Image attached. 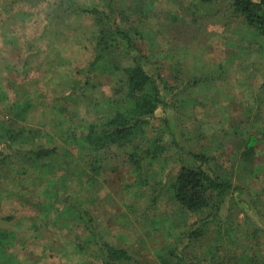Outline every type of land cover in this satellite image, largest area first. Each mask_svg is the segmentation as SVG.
<instances>
[{"label":"rangeland","instance_id":"obj_1","mask_svg":"<svg viewBox=\"0 0 264 264\" xmlns=\"http://www.w3.org/2000/svg\"><path fill=\"white\" fill-rule=\"evenodd\" d=\"M0 1V85L8 95L5 105L0 103V125L32 133L35 141L19 143L17 149L58 146L51 165L14 162L0 178V228L14 233L2 264L95 263L74 249L87 233L70 215L68 197L92 213L106 240L142 264H162L176 239L203 219L184 211L170 194L183 163L191 161L187 153L207 155L216 172L230 176L244 191L222 206L188 258L202 264H264V143L252 161L244 157L250 136L264 128V38L236 16L232 0H216L215 5L196 0L113 3L123 25L136 29L137 45L163 67L171 85L183 90L170 99L177 101L179 112L168 113L174 129L163 119L148 128L146 140L168 145L164 155L151 164L144 159L136 170L132 153L136 145L146 146L143 139L110 146L95 155L102 160L95 180L73 143L103 117L117 82L113 74L98 72L87 91L92 103L78 107L69 97L84 82V69L93 59L90 21L79 20L77 29L67 33L71 20L54 19L45 29L52 15L43 10L45 4L33 8ZM78 1L105 7V0ZM109 64L127 68L132 63L120 50L110 55ZM195 80L201 83L187 85ZM27 99L34 104L27 120L9 113L10 105ZM175 137L183 150L174 145ZM146 180L166 189L153 210ZM40 203H50L52 210Z\"/></svg>","mask_w":264,"mask_h":264},{"label":"trees","instance_id":"obj_2","mask_svg":"<svg viewBox=\"0 0 264 264\" xmlns=\"http://www.w3.org/2000/svg\"><path fill=\"white\" fill-rule=\"evenodd\" d=\"M13 1L18 4L27 3L33 8H40L45 4L46 7L43 10L47 8L49 15L52 12V15L47 18L45 29L54 19L71 20L69 24L66 23L69 25L67 33L77 29L80 22L90 21L93 32L90 40L93 59L84 69L86 72L84 82L72 90L69 96L78 107L87 100L92 103L87 96V91L94 86L93 79L98 72H109L115 76L117 83L114 94L106 100L107 102L105 101L107 108L103 117L90 123L87 132L75 138L73 143L82 155H85L88 166L92 170L90 178L95 180L94 177L100 175L102 160L95 156L99 151L110 146L125 147L129 143L133 144L139 137L143 139L146 146L136 145L132 153L136 170H141L144 159H149L148 164L159 160L168 149V145L160 139L146 140L148 128L154 121L163 119L168 128L174 129L175 124L171 125L168 113L172 111L178 114L179 112L177 101L171 102L170 99L173 95L177 96L183 87L177 88L171 85L163 74V67L157 66L158 63L154 62L149 54L137 45V37L134 34L136 29L123 25V17L113 6L116 0H105V7L98 4H81L78 0ZM196 2L199 5H215L217 1L196 0ZM232 2L236 16L253 29L259 37L264 38V0H232ZM0 4H2L1 1ZM3 28H5L3 34L8 38V28L7 26ZM120 50L127 53L132 63L131 66L121 68L109 64L110 55ZM200 83L201 81L195 80L187 85L189 87L198 86ZM6 100H8V95L0 85V103L5 105ZM33 105L30 99L19 100L10 105L8 111L25 121ZM31 134L24 129L16 130L7 127L4 123L0 125V178L14 162L22 166L28 164L34 167L42 163L44 167L56 161L58 146L52 142L50 145L35 144L29 149L24 147L17 149L19 143L24 145L28 141H35L31 139ZM260 143H264V128L259 129L257 134H252L248 139L244 153L246 160L252 161ZM174 145L183 150L177 137L174 139ZM143 146L147 151L142 148ZM187 155L190 156L191 161L183 163L171 186L170 194L184 211L203 215V219L198 220L195 226L176 239V245L171 247L168 255L161 257L162 264H202L198 260L189 259L188 250L195 247L197 242L207 234L222 206L230 198L239 199L244 195L243 187L237 186L230 176L220 174L211 167L207 155L193 153H187ZM143 183L144 186L152 188L149 198L150 208L151 210L156 209L162 193L166 190L164 184L159 183L152 186L148 180ZM65 203L71 211L70 215L73 214L77 218L87 233L84 237H79V244L74 246V249L82 252L79 255L91 257L94 264H142L137 256L127 249L106 240L97 227L95 217L76 198L68 197ZM39 205L43 208L45 203ZM45 209L50 212L52 205L47 203ZM5 220H13V217H7ZM13 241L14 233L0 228V259H8L5 256L6 249ZM82 264H85L84 261Z\"/></svg>","mask_w":264,"mask_h":264}]
</instances>
